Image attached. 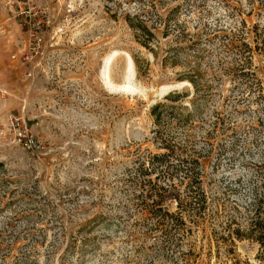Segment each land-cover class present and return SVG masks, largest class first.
<instances>
[{
	"label": "rangeland",
	"instance_id": "1",
	"mask_svg": "<svg viewBox=\"0 0 264 264\" xmlns=\"http://www.w3.org/2000/svg\"><path fill=\"white\" fill-rule=\"evenodd\" d=\"M262 1L0 0V264H185V254L157 258L161 241L143 236L129 201L134 160L166 152L154 134L158 103L174 107L165 138L198 160L208 198L186 241L190 264H264L257 243L228 236L244 229L263 191L264 56L255 53L253 88L252 77L231 71L222 37L245 30L252 39ZM128 16L152 28V50ZM162 18L172 20L167 38ZM196 72L212 88L180 81ZM171 92L183 97L166 100ZM95 216L105 219L78 234Z\"/></svg>",
	"mask_w": 264,
	"mask_h": 264
},
{
	"label": "trees",
	"instance_id": "2",
	"mask_svg": "<svg viewBox=\"0 0 264 264\" xmlns=\"http://www.w3.org/2000/svg\"><path fill=\"white\" fill-rule=\"evenodd\" d=\"M262 5L264 9V1H262ZM134 20H136L137 25H134ZM134 20L129 16L127 17L129 26L140 33L142 41L139 42L142 46L152 50L150 45L157 42L156 34L143 19L136 17ZM171 21V18L168 21H164L163 18L159 21L165 24L164 38L171 34ZM242 25L246 28L245 20H242ZM174 26L176 29H180L181 26L186 27L184 23H179V21H175ZM250 34L252 39L245 36V30H242L241 33L238 32L237 36L235 33L231 36L225 34L222 36L224 39L223 47L228 53L235 55L233 57L234 67L231 68V71H239L244 77H252L251 87L256 88L260 87V80L256 77L253 64L255 53L264 56V25L256 24L251 29ZM187 36L185 31L179 33L176 36L179 40L177 43H183L182 41L187 39ZM215 37H218V35H215ZM192 44L194 45L195 42ZM181 49L183 47L179 45L171 47L169 52L176 53ZM167 61L168 59L165 60V63ZM198 72L194 75H184L180 81L188 82L196 92H199L200 88H212L207 82H205L206 84L202 83L200 80L201 74ZM181 97H183L181 93L171 92L167 95L166 100L177 102ZM262 97L263 95L260 94L258 98ZM193 104L195 105L194 101L191 102V105ZM184 107L188 108L187 106ZM170 109H174V107L166 103H158L151 109V115L156 124L155 140L159 143L161 149L166 152L160 154L148 152L139 155L134 160V166L127 171L126 182L132 188L129 201L132 202L131 207L139 217L136 223L147 230L143 236L146 239L154 238L161 241L157 258H160V255L171 253L173 259H178L177 253L179 255L185 254V256H182L183 261L185 264H190V257L194 256L192 253L194 246L186 243V241L189 242V237L193 234V226L198 227L202 219L205 220L208 198L202 188L203 178L201 171L197 169L198 160L192 156L180 155L178 150H180L181 145L174 140L170 141L165 138L162 123L164 115H170ZM0 168H3L2 163H0ZM175 179L179 181V184L175 183ZM262 190V193H260L257 189L256 199L246 211L248 220L244 229L241 225L230 232L228 236H235L238 240L253 241L259 245L260 251L264 254V185ZM168 202L174 203L175 212L167 208ZM129 215H134V213L130 212ZM104 219V216H95L87 220L80 225L77 233L91 234L95 225L100 224ZM235 222L234 217H231L229 226L236 224ZM189 224L192 226H189ZM91 240L93 238L88 236L82 239L81 243L85 244ZM77 243L78 239L74 240V244ZM187 244L188 251H181L180 247L187 246Z\"/></svg>",
	"mask_w": 264,
	"mask_h": 264
},
{
	"label": "bare ground",
	"instance_id": "3",
	"mask_svg": "<svg viewBox=\"0 0 264 264\" xmlns=\"http://www.w3.org/2000/svg\"><path fill=\"white\" fill-rule=\"evenodd\" d=\"M114 85V84H113ZM113 85H112V87H113ZM116 86V85H115ZM111 88V87H110ZM115 88V87H114ZM117 88V87H116ZM115 88V89H116ZM120 88V87H119ZM120 89H122V90H125V92L127 91L128 92V94H130L131 92H129L130 91V87L129 86H121V88ZM131 91H132V88H131Z\"/></svg>",
	"mask_w": 264,
	"mask_h": 264
}]
</instances>
